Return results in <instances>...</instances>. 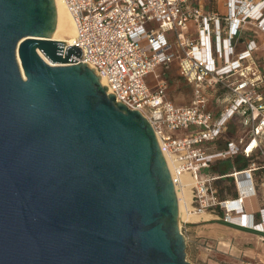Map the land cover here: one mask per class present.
I'll list each match as a JSON object with an SVG mask.
<instances>
[{
    "label": "water",
    "instance_id": "obj_1",
    "mask_svg": "<svg viewBox=\"0 0 264 264\" xmlns=\"http://www.w3.org/2000/svg\"><path fill=\"white\" fill-rule=\"evenodd\" d=\"M57 23L56 0H0V264H191L152 125Z\"/></svg>",
    "mask_w": 264,
    "mask_h": 264
},
{
    "label": "built area",
    "instance_id": "obj_2",
    "mask_svg": "<svg viewBox=\"0 0 264 264\" xmlns=\"http://www.w3.org/2000/svg\"><path fill=\"white\" fill-rule=\"evenodd\" d=\"M64 2L76 29L72 41L66 43L82 51L80 58L73 59L93 67L104 79L107 92L139 110L150 122L162 152L171 156L173 175L188 173L193 179L188 213L216 212L224 222L264 233L260 228L264 206L256 205L248 213L249 224L232 221L229 214L237 209L228 211V199L218 198L212 186L216 176H199L200 169L212 161L243 154L250 158L247 167L227 174L237 193L230 199H240V181L247 180V190H252L253 175L264 168V162L251 159L255 153L264 159L259 140L264 132V94L257 89L262 79L254 60L255 34L257 29L264 31V0H223V13L205 10L191 0ZM216 3L214 0L212 5ZM250 24L257 29L249 28ZM174 61L178 75L192 88L188 105H176L166 96L168 81L162 69ZM220 89L229 98L215 114L207 108V93L216 94ZM236 115L250 126L248 140H228L223 149L207 151V144L217 141ZM186 129L189 131L183 135L175 134ZM262 180L264 195V177Z\"/></svg>",
    "mask_w": 264,
    "mask_h": 264
},
{
    "label": "rangeland",
    "instance_id": "obj_3",
    "mask_svg": "<svg viewBox=\"0 0 264 264\" xmlns=\"http://www.w3.org/2000/svg\"><path fill=\"white\" fill-rule=\"evenodd\" d=\"M248 26L249 28L252 27L257 29V27L252 24ZM246 34H248V32H246ZM243 36L245 37V35ZM255 38L257 49L254 53V60L262 79V82L259 83V87H261V91L259 92L264 94V31L257 29ZM241 47L242 44L239 45V48ZM159 67H161V65ZM176 67V62L174 61L167 69L168 87L166 96L176 105H188L192 98V88L181 79ZM159 71L160 68H157L156 73H159ZM150 79H152V82L149 83L152 84L153 78L150 77ZM228 98V93L223 89H220L216 94L209 95V93H207V108L217 114L227 104ZM249 127V124L245 123L244 117L240 115L234 116L228 121L222 137L214 143L207 144V151L213 152L223 149L226 141L230 139L236 141L239 138H243L244 141H247L249 138V134L247 133ZM259 140L260 146L264 150V132L260 133ZM234 156L235 155L228 159L233 161ZM249 159H247L248 163L250 161ZM251 159H255L259 163L264 162V159L258 153H255ZM224 160L225 159L212 161L206 168L200 169L199 176H216L215 180L212 181V186L216 189L218 198L230 199L237 195L233 179L227 176L230 172L220 174L219 171H217L222 166L221 163ZM185 174L191 178L188 173ZM263 177L264 168L256 171L253 175L260 207L264 206L263 188L261 186ZM193 183L188 193L182 197L185 205H189L191 201ZM183 213L184 219L179 221V226L185 236V258L191 264H247V262H259L257 254L249 251L250 248H253L251 237L249 235L241 237L238 233L226 227L225 224L222 223V215L212 211H204L198 214L188 213L187 209L186 211L183 209ZM257 217L260 218L259 216Z\"/></svg>",
    "mask_w": 264,
    "mask_h": 264
},
{
    "label": "bare ground",
    "instance_id": "obj_4",
    "mask_svg": "<svg viewBox=\"0 0 264 264\" xmlns=\"http://www.w3.org/2000/svg\"><path fill=\"white\" fill-rule=\"evenodd\" d=\"M57 3V10H58V23L56 26V29L53 33L52 38L57 39L60 41H65L67 43H70L75 36L76 29H75V23L74 19L67 8L64 0H56ZM261 4L259 5V7ZM259 14V13H257ZM40 55L50 63L49 59H47L46 56H44L41 52H39ZM101 85H106L103 78H99ZM252 146L250 145L248 147V150ZM168 169L171 173V177L175 186L177 198H178V206H179V221L184 219V213L183 209L186 211V205L184 201L182 200L183 195L187 194L189 191V188L191 184L193 183L192 178H190L188 175L183 174L181 176H175L172 173L173 170V163L171 156L164 151L163 153ZM251 186V185H250ZM247 180L240 181V189L242 191V194L240 196V199H228L227 202V210L237 209L236 212L238 213H230V218L232 221H239L244 224H249V215L248 213L251 212V210L255 207L254 200H253V194L255 195V188L254 186H251L252 190H247ZM242 211V212H241ZM229 213V212H228ZM260 228L264 229V222L260 225Z\"/></svg>",
    "mask_w": 264,
    "mask_h": 264
},
{
    "label": "crops",
    "instance_id": "obj_5",
    "mask_svg": "<svg viewBox=\"0 0 264 264\" xmlns=\"http://www.w3.org/2000/svg\"><path fill=\"white\" fill-rule=\"evenodd\" d=\"M191 1L194 2L195 4L196 3L202 4L205 10H209V9L215 10L216 9V11H218L220 13H223L225 11V8H224V5H223V0H221V2H220V0H217L216 5H212L214 0H191ZM189 128H193V127L191 126ZM188 131H189V129L180 130V131H176L175 134L183 135V134H185ZM222 135H221V137H222ZM230 140H232V139H230ZM253 185H254V188H255L254 180H253ZM255 192H256L255 196L253 197L254 205L255 206L256 205L260 206L259 199H258V194H257L256 189H255ZM225 226L228 227L233 232L238 233L241 237L249 235L251 237V241L253 242L252 243L253 244V248H250L249 251L250 252H255L257 254V257H258V260H259V262H257V263L264 264V233L258 232V231H254V230H250V229H244V228H240V227H236V226L233 227L231 225H226V224H225ZM254 262H256V261H254Z\"/></svg>",
    "mask_w": 264,
    "mask_h": 264
},
{
    "label": "trees",
    "instance_id": "obj_6",
    "mask_svg": "<svg viewBox=\"0 0 264 264\" xmlns=\"http://www.w3.org/2000/svg\"><path fill=\"white\" fill-rule=\"evenodd\" d=\"M168 70L167 69H162V76H164L166 78V80L168 81L167 79V75H168ZM182 79V78H181ZM261 87H258V91H261L260 90ZM221 167L217 170L219 171L220 174H226V173H229L231 171H233L234 169L236 170H242L244 168L247 167L248 165V160L246 157H244L243 155L241 154H236L234 157H233V161H230V159H225L222 163H221ZM222 223L226 224V225H231L233 227H235L236 225H233V224H230V223H227V222H224L222 221ZM238 227V226H236ZM241 228V227H240ZM245 229V228H244ZM251 230V229H250Z\"/></svg>",
    "mask_w": 264,
    "mask_h": 264
}]
</instances>
